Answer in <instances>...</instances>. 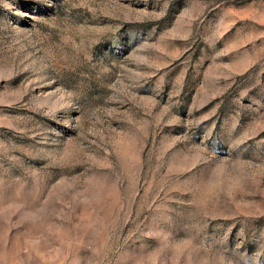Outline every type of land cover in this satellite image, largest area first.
I'll list each match as a JSON object with an SVG mask.
<instances>
[{"label": "rangeland", "instance_id": "rangeland-1", "mask_svg": "<svg viewBox=\"0 0 264 264\" xmlns=\"http://www.w3.org/2000/svg\"><path fill=\"white\" fill-rule=\"evenodd\" d=\"M0 264H264V0H0Z\"/></svg>", "mask_w": 264, "mask_h": 264}]
</instances>
